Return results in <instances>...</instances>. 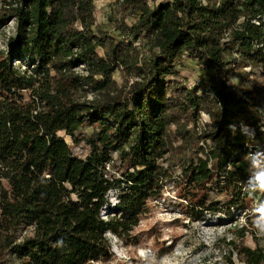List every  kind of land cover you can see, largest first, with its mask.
<instances>
[{"label":"trees","instance_id":"obj_1","mask_svg":"<svg viewBox=\"0 0 264 264\" xmlns=\"http://www.w3.org/2000/svg\"><path fill=\"white\" fill-rule=\"evenodd\" d=\"M110 8L113 32L96 22L92 0H0V27L15 30L0 49V264L5 255L13 264L108 260L107 233L129 242L171 170L192 220L215 210L233 218L263 188L264 0ZM183 58L198 68L189 87ZM116 72L123 83L110 93ZM86 91L102 97L82 100ZM110 191L116 203L103 218ZM19 230L28 233L17 239ZM236 240L231 256L264 264L263 249Z\"/></svg>","mask_w":264,"mask_h":264},{"label":"rangeland","instance_id":"obj_2","mask_svg":"<svg viewBox=\"0 0 264 264\" xmlns=\"http://www.w3.org/2000/svg\"><path fill=\"white\" fill-rule=\"evenodd\" d=\"M92 1L95 7L96 22L106 30L113 32L112 26L107 22V17L111 10V3L116 0ZM14 35L13 22L1 26L0 49L5 51L8 39ZM14 65L19 66L20 64L15 63ZM177 70L187 87L197 79V65L187 58L181 60ZM112 79L115 89H111L110 93L118 90L123 83L119 72H116ZM79 96L82 100L88 101L102 97L101 94H93L89 91L80 92ZM261 107L264 112V97L261 100ZM207 121L208 117L201 115V124ZM82 132L89 134L91 129H83ZM59 136L71 146V141L62 133ZM72 152L77 156H82L85 150L78 146L73 147ZM262 160L264 161V158ZM161 165L169 169L165 163ZM260 170L263 188L251 194L248 209L235 212L233 218H228L223 210L204 212L199 220H192L183 215L184 201L179 198L178 189L173 182L177 177V170H171V176L163 181L160 198L148 202L147 211L132 231L129 242L123 243L107 233L106 237L110 245L109 259L91 264H230L229 258L232 264H241L234 255L230 254L232 247L229 241L236 240L234 237L236 229L246 227L247 230L241 241H235L236 244L239 242L250 248L259 247L264 250V167L262 166ZM115 196V191L107 194V206L101 213L103 218L112 211L116 203ZM27 233L28 230H19L17 239ZM4 258L7 264L15 263L13 257L5 255Z\"/></svg>","mask_w":264,"mask_h":264},{"label":"built area","instance_id":"obj_3","mask_svg":"<svg viewBox=\"0 0 264 264\" xmlns=\"http://www.w3.org/2000/svg\"><path fill=\"white\" fill-rule=\"evenodd\" d=\"M262 22L264 23V17H262ZM253 23L256 24V25L259 24V22H257V21H253ZM201 115H202L203 117L207 116V115H205L204 113H201ZM200 122H201V120H200Z\"/></svg>","mask_w":264,"mask_h":264}]
</instances>
